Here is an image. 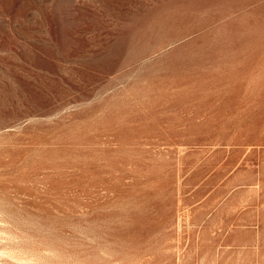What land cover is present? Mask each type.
Returning a JSON list of instances; mask_svg holds the SVG:
<instances>
[{"label": "rangeland", "instance_id": "374dc122", "mask_svg": "<svg viewBox=\"0 0 264 264\" xmlns=\"http://www.w3.org/2000/svg\"><path fill=\"white\" fill-rule=\"evenodd\" d=\"M0 264H264V0H0Z\"/></svg>", "mask_w": 264, "mask_h": 264}]
</instances>
